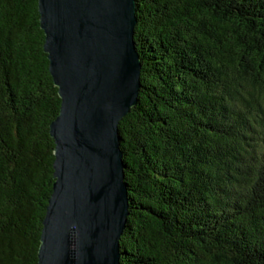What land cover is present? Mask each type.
Wrapping results in <instances>:
<instances>
[{"label": "trees", "instance_id": "trees-1", "mask_svg": "<svg viewBox=\"0 0 264 264\" xmlns=\"http://www.w3.org/2000/svg\"><path fill=\"white\" fill-rule=\"evenodd\" d=\"M119 264H264V0H135ZM37 0H0V264H36L60 107Z\"/></svg>", "mask_w": 264, "mask_h": 264}, {"label": "water", "instance_id": "water-1", "mask_svg": "<svg viewBox=\"0 0 264 264\" xmlns=\"http://www.w3.org/2000/svg\"><path fill=\"white\" fill-rule=\"evenodd\" d=\"M60 107L49 126L53 184L36 264H119L126 228L118 124L137 103L135 0H37Z\"/></svg>", "mask_w": 264, "mask_h": 264}]
</instances>
